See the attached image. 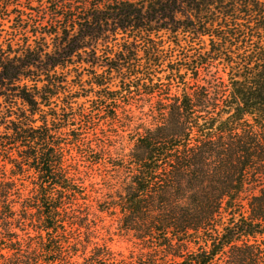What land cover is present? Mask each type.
<instances>
[{"label":"trees","instance_id":"16d2710c","mask_svg":"<svg viewBox=\"0 0 264 264\" xmlns=\"http://www.w3.org/2000/svg\"><path fill=\"white\" fill-rule=\"evenodd\" d=\"M0 264H264V0H0Z\"/></svg>","mask_w":264,"mask_h":264},{"label":"rangeland","instance_id":"374dc122","mask_svg":"<svg viewBox=\"0 0 264 264\" xmlns=\"http://www.w3.org/2000/svg\"><path fill=\"white\" fill-rule=\"evenodd\" d=\"M5 29L6 26H9V23L5 22ZM84 174L86 175V168L82 169ZM91 177H84V185L87 187L88 193L91 190V183H99L100 180L97 177V173L90 172ZM98 187V186H97ZM92 194V193H91ZM93 195V194H92ZM102 219L101 222H98V236L97 241L102 243H106L114 252L117 253H125L128 254V251L132 249V243L124 236L121 232L117 230V223L115 220H112L110 217H106L105 215H101Z\"/></svg>","mask_w":264,"mask_h":264}]
</instances>
